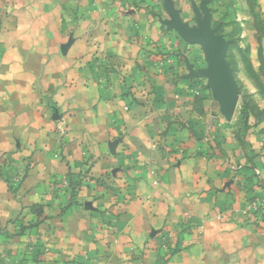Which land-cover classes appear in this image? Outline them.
Returning a JSON list of instances; mask_svg holds the SVG:
<instances>
[{"label": "crops", "instance_id": "crops-1", "mask_svg": "<svg viewBox=\"0 0 264 264\" xmlns=\"http://www.w3.org/2000/svg\"><path fill=\"white\" fill-rule=\"evenodd\" d=\"M162 3L0 0V133L31 161L17 192L0 177V264H264L261 128L220 113Z\"/></svg>", "mask_w": 264, "mask_h": 264}, {"label": "rangeland", "instance_id": "rangeland-1", "mask_svg": "<svg viewBox=\"0 0 264 264\" xmlns=\"http://www.w3.org/2000/svg\"><path fill=\"white\" fill-rule=\"evenodd\" d=\"M162 1L163 14L158 18L163 21H157L161 28L160 33L167 32L171 36L180 37L170 24L167 0ZM171 2L172 5L174 4L173 9L178 19L189 32L200 31L199 22L204 23L208 16L210 30L227 43V59L234 69L230 71L234 79L236 78L235 83L238 90L235 109L240 113L245 112L247 124L244 127L261 128L253 138L257 137L258 143L264 148V0H171ZM201 45L206 51H213L212 44L203 43ZM0 141L17 143L11 150L0 152V177L7 183L9 191L14 193L21 188L29 175L30 157H28L27 149L25 151L21 149L24 145L19 136L0 133ZM55 143L59 149L60 142L55 141ZM17 175L21 176L19 182L14 181ZM51 187L54 190L65 187L66 193L72 196L79 192L77 186L71 187L67 182L54 183ZM42 208L43 204L36 205L35 212L39 216L31 220L30 223L33 225L42 222ZM7 223L11 225L13 221L9 220ZM3 235H5L3 237L5 243H0L2 248L0 256L10 253L11 257L13 252V243L10 242L13 239L12 229L6 230ZM8 260L9 264H15V260Z\"/></svg>", "mask_w": 264, "mask_h": 264}, {"label": "water", "instance_id": "water-1", "mask_svg": "<svg viewBox=\"0 0 264 264\" xmlns=\"http://www.w3.org/2000/svg\"><path fill=\"white\" fill-rule=\"evenodd\" d=\"M167 10L171 19V26L187 44L210 43L213 45V51L207 57V69L200 72L199 76L208 80L213 87V98L220 109V113L226 119H230L235 109L238 90L233 74L225 63L227 43L210 30L208 16H206L204 23L199 22L200 31L189 32L174 12L171 0H167Z\"/></svg>", "mask_w": 264, "mask_h": 264}, {"label": "trees", "instance_id": "trees-1", "mask_svg": "<svg viewBox=\"0 0 264 264\" xmlns=\"http://www.w3.org/2000/svg\"><path fill=\"white\" fill-rule=\"evenodd\" d=\"M241 117H242V122H243V125L245 126L246 124H247V121H246V114H245V112H241ZM83 177L85 178L86 176H85V174L83 175ZM7 184V183H6ZM71 187L72 186H77V188H78V186L80 185V177L78 178L77 177V179H75L73 182H71L70 184H69ZM74 188V187H73Z\"/></svg>", "mask_w": 264, "mask_h": 264}, {"label": "built area", "instance_id": "built-area-1", "mask_svg": "<svg viewBox=\"0 0 264 264\" xmlns=\"http://www.w3.org/2000/svg\"><path fill=\"white\" fill-rule=\"evenodd\" d=\"M190 93H191L192 96H196V97L199 95V91L194 90V89H191L190 90ZM20 179H21V176L20 175H17V176H15L14 181L15 182H19ZM252 209H253V211H256L258 208H257L256 205H252Z\"/></svg>", "mask_w": 264, "mask_h": 264}]
</instances>
